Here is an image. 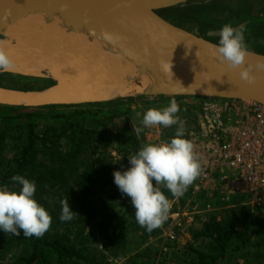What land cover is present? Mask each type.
<instances>
[{"label":"trees","instance_id":"obj_1","mask_svg":"<svg viewBox=\"0 0 264 264\" xmlns=\"http://www.w3.org/2000/svg\"><path fill=\"white\" fill-rule=\"evenodd\" d=\"M256 23L249 36L264 32V17L251 24ZM33 79L6 73L0 75V86L38 89L26 84ZM138 98L146 102L157 97ZM122 100L128 99L41 106L49 113L0 105V185L19 188L11 181L17 174L35 180L36 199L52 216L50 229L40 238L0 232V264H264V211L246 203L244 196L234 197L220 216L216 211L205 220L196 216L198 224L189 228L191 240L184 246L176 232L164 241L161 226L149 232L137 224L131 200L119 191L113 173L129 167L128 157L149 142L129 118L117 126L115 118L106 122L100 112L89 110ZM185 103L181 118L189 139L199 130L202 111L196 101ZM56 107L71 109L56 113ZM47 119L58 121L39 128L36 120ZM12 121L18 123L5 125ZM177 127H167L164 139L173 137ZM161 190L174 198L163 185ZM190 193L188 188L185 194ZM199 195L210 199L205 192ZM65 199L78 213L69 222L59 219Z\"/></svg>","mask_w":264,"mask_h":264},{"label":"water","instance_id":"obj_2","mask_svg":"<svg viewBox=\"0 0 264 264\" xmlns=\"http://www.w3.org/2000/svg\"><path fill=\"white\" fill-rule=\"evenodd\" d=\"M189 1L193 0H0V36L29 18L42 16L43 23L59 22L67 33H84L88 41H102L108 49L119 51L134 65L136 83L141 81L138 77L151 80L144 90L136 92L129 84L125 88L127 93L103 101L187 97L191 102L200 98H227L252 100L264 105V70L256 67L264 63V53L248 49L245 67L253 66L254 80L251 83L243 81L239 69H229L216 53L218 43L211 39L220 37L221 29L201 36L160 14ZM246 25L247 22H243L235 28ZM39 76L56 81L50 74ZM50 88L5 89L17 92L25 99L31 94L46 93ZM61 104L69 103L34 106L25 101L0 102L4 106L25 108Z\"/></svg>","mask_w":264,"mask_h":264},{"label":"clouds","instance_id":"obj_3","mask_svg":"<svg viewBox=\"0 0 264 264\" xmlns=\"http://www.w3.org/2000/svg\"><path fill=\"white\" fill-rule=\"evenodd\" d=\"M244 31L243 26L235 28L225 24L219 33L216 53L229 69H239L241 80L251 83L254 69L251 65L245 67L248 49ZM9 66V58L0 52V67ZM256 67L264 70V63ZM179 111L175 99L166 107L147 110L143 115V126L167 128L178 125L173 137L142 146L135 155L128 157L129 167L113 173L115 185L131 200L137 224L149 232L167 220L171 208V201L161 190V185L174 198H179L201 171L194 144L187 138L177 115ZM11 181L19 188L0 185V232L19 236L22 231L25 237H42L51 227L52 216L36 199V181L19 174L12 176ZM77 214L69 199L61 201V222L72 221Z\"/></svg>","mask_w":264,"mask_h":264},{"label":"bare ground","instance_id":"obj_4","mask_svg":"<svg viewBox=\"0 0 264 264\" xmlns=\"http://www.w3.org/2000/svg\"><path fill=\"white\" fill-rule=\"evenodd\" d=\"M0 52L7 55L10 73L39 76L47 69L57 84L46 93L25 99L17 92L0 88V102L45 103L97 102L150 85L148 77L136 83V69L116 49L102 41H88L84 33H67L61 23H43L42 16L29 18L0 36ZM56 83V82H55ZM41 107V106H40Z\"/></svg>","mask_w":264,"mask_h":264},{"label":"built area","instance_id":"obj_5","mask_svg":"<svg viewBox=\"0 0 264 264\" xmlns=\"http://www.w3.org/2000/svg\"><path fill=\"white\" fill-rule=\"evenodd\" d=\"M195 101L202 118L199 130L189 139L200 159L201 171L188 188L194 197L205 192L222 205L244 196L246 203L264 211V105L227 98ZM199 198L192 211L199 214L200 208L213 210L212 201Z\"/></svg>","mask_w":264,"mask_h":264},{"label":"rangeland","instance_id":"obj_6","mask_svg":"<svg viewBox=\"0 0 264 264\" xmlns=\"http://www.w3.org/2000/svg\"><path fill=\"white\" fill-rule=\"evenodd\" d=\"M219 2V3H218ZM164 12V11H163ZM164 18L168 19L172 23L188 29L198 35H205L209 30L221 29L225 24H231L233 27L239 26L243 22H247V25L244 27L245 30V41L247 44V49H251L256 52L264 53V32L259 35L249 36L253 34L257 25L252 26V20L255 18H263L264 17V0H194L193 2L187 3L186 5H182L177 9H171L169 13L161 14ZM249 23V24H248ZM250 26V27H249ZM249 27V28H248ZM246 28V29H245ZM220 37L212 38L214 42L218 43ZM255 42H260V46L257 47ZM48 72V73H47ZM10 73L5 68L0 67V75ZM44 74H50V71L43 70ZM16 74V73H14ZM21 75V74H17ZM23 76V75H21ZM31 78V77H30ZM33 82H27V85L33 86L34 88H42L37 78H41L40 76H33ZM51 82H54V79L48 78ZM57 84V80L55 81ZM55 84V85H56ZM2 87V86H0ZM175 99L179 106L181 105H189L187 99H178V98H168V97H157L153 100H148L146 102L140 101L139 98H129L128 100L121 101L118 103H112L107 108H99L96 106L89 107V110L92 112H100V119L107 118L106 122H109L112 118L114 119V123L117 126H123V123L127 121L129 118L132 126L138 128V130H143L145 138L149 143H158L164 142L165 136H167V129L163 126H152L145 127L142 124V119L144 113L152 108H163L169 105L170 101ZM192 106V105H191ZM91 108V109H90ZM27 109V108H26ZM32 111L49 113L51 109H44L41 107L30 108ZM29 109V110H30ZM57 112H63L66 110H70L71 108L66 107H56ZM130 109V112H126V110ZM21 112L26 111L25 109H21ZM184 112L183 108H180V111L177 113L180 119V123H184V118H181L182 113ZM116 115V116H114ZM202 118V115H201ZM201 120V119H200ZM58 121V120H56ZM56 121L51 119L47 120H36L39 128H43L47 124H54ZM18 121H12L6 126H14ZM178 126V125H176ZM113 151V154L116 155V150L114 147H110ZM201 200L199 196L194 197L193 193L185 194L179 198L171 199V208L168 213V218L161 225L163 231L164 241L167 240L169 235L174 234L176 232L178 235V240L180 241L181 246H184L188 241L191 240V235L189 232V228L192 225L198 224V220L196 216H200L202 220H205L207 214L211 211H203L200 208V213L196 214V211H192L191 207L195 206L196 201ZM211 203L213 204V210L216 211V215H221V212L225 205L220 204L217 198H210ZM195 202V203H194ZM202 207V206H201ZM198 213V212H197ZM169 218L171 219L168 222ZM176 225L179 227L177 231H175ZM165 242H163L164 244ZM161 244V245H163ZM124 261V260H123ZM122 261V262H123ZM122 262H118V264H122Z\"/></svg>","mask_w":264,"mask_h":264},{"label":"crops","instance_id":"obj_7","mask_svg":"<svg viewBox=\"0 0 264 264\" xmlns=\"http://www.w3.org/2000/svg\"><path fill=\"white\" fill-rule=\"evenodd\" d=\"M37 79H39V80H36V82H39L40 84H41V86H42V88L43 89H47V88H49V87H52L53 85V83L54 82H51L48 78H46V77H41V78H37ZM34 90H42L41 89V87L40 88H38V89H34ZM30 108H36V107H28L27 109H30Z\"/></svg>","mask_w":264,"mask_h":264},{"label":"flooded vegetation","instance_id":"obj_8","mask_svg":"<svg viewBox=\"0 0 264 264\" xmlns=\"http://www.w3.org/2000/svg\"><path fill=\"white\" fill-rule=\"evenodd\" d=\"M215 30H217V29H215ZM209 31H210V30H209ZM209 31H208V32H209ZM206 33H207V32H206Z\"/></svg>","mask_w":264,"mask_h":264}]
</instances>
